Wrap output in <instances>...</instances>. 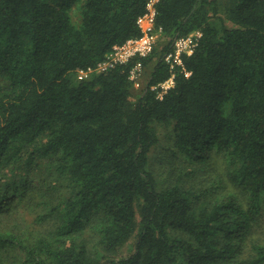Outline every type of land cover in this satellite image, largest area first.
I'll list each match as a JSON object with an SVG mask.
<instances>
[{
  "label": "trees",
  "instance_id": "16d2710c",
  "mask_svg": "<svg viewBox=\"0 0 264 264\" xmlns=\"http://www.w3.org/2000/svg\"><path fill=\"white\" fill-rule=\"evenodd\" d=\"M149 1L0 0V264H264L249 238L264 219V0H158L161 50L79 79L141 36ZM195 30L189 74L158 97L164 55ZM157 52L136 93L131 67ZM164 134L194 165L171 185L149 166ZM42 166L52 181L30 192ZM14 196L35 199L39 228H8Z\"/></svg>",
  "mask_w": 264,
  "mask_h": 264
},
{
  "label": "rangeland",
  "instance_id": "374dc122",
  "mask_svg": "<svg viewBox=\"0 0 264 264\" xmlns=\"http://www.w3.org/2000/svg\"><path fill=\"white\" fill-rule=\"evenodd\" d=\"M78 13L79 11L78 8L76 7L73 10V15L77 20H79ZM157 38H158L157 46L159 50H161L165 45V43L167 42V39L163 38L162 34H159ZM158 55L159 53L157 52L155 59L147 66H144L143 76L141 77L142 87L146 85L149 74L152 71L153 66L155 65L156 58ZM5 85H6L5 81H0V86H5ZM135 92L138 93L139 89H135ZM160 130H163V128H160ZM173 146H174L173 142L171 140H168L164 134L161 138L160 143H158L154 147L150 155L149 166L156 174L159 182L164 185L174 184L176 182L177 177H181V178L185 177L184 172L186 171V169L193 168L194 166L192 164L187 165L183 161L184 157L182 158L176 157L175 156L176 150H174ZM25 176H27L30 181V186H31L30 192L32 191L39 192L41 191V189L45 190L44 183L47 182L46 176L47 178H49L48 181H52V179L48 177L47 172H45L44 166L38 167L37 169H33L31 173L28 174L26 173ZM25 176L19 175L18 178L21 179L24 178ZM199 181L200 180L197 178V182ZM58 185L61 186L62 191L56 189L54 191L56 194L57 192L62 193L67 191V188L62 187L61 184ZM36 194L37 193H33V196ZM43 197L36 198V201H42ZM19 199H20L19 196H14L13 206L10 209H7L8 212H5V214H3L2 217L5 220V223L8 225V228L17 227V229L20 230L22 234H28L31 231H34L32 229L39 228V226H36L33 223V221L35 216L34 214L35 210H39L40 208H37L35 210L30 209L28 204H31L35 200L33 198L26 197L24 198L23 201H19ZM83 236L88 239V241L92 246H96V247L98 246V239L95 238L92 229L85 232ZM249 238L264 240V219H262L261 222L257 226H255ZM131 249H132V242H129L122 247L120 253L124 255L128 254L129 251H131Z\"/></svg>",
  "mask_w": 264,
  "mask_h": 264
},
{
  "label": "built area",
  "instance_id": "2783aa9c",
  "mask_svg": "<svg viewBox=\"0 0 264 264\" xmlns=\"http://www.w3.org/2000/svg\"><path fill=\"white\" fill-rule=\"evenodd\" d=\"M158 0H150L148 3V10L141 15L137 23L142 30L141 36L128 39L123 44L115 45L113 51L110 53L108 60L100 62L96 67H89L88 69H81L78 71V78H88L95 71H101L116 63H126L135 56L146 57L150 55L158 40V35L161 34L162 29L156 27V7ZM203 36L201 30H195L187 35L177 36L171 45V49L164 55V60L169 64L171 75L165 81L153 85L152 89L157 92V96L162 98L164 94L175 84V74L178 68L183 71L186 69L183 57L184 55H191L199 40ZM144 65L141 61L135 63L130 70V79L136 89L142 87L141 77L143 76ZM188 75L189 72L186 71Z\"/></svg>",
  "mask_w": 264,
  "mask_h": 264
}]
</instances>
